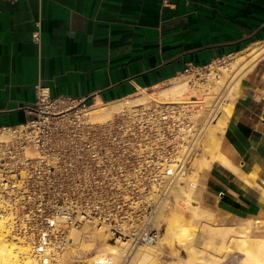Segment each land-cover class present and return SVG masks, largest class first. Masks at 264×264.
Wrapping results in <instances>:
<instances>
[{
  "label": "crops",
  "instance_id": "0c3cea01",
  "mask_svg": "<svg viewBox=\"0 0 264 264\" xmlns=\"http://www.w3.org/2000/svg\"><path fill=\"white\" fill-rule=\"evenodd\" d=\"M262 41L264 0H0V128L26 122L41 93L121 101ZM238 79L222 161L199 175L197 193L215 224L258 221L252 233L264 239V52Z\"/></svg>",
  "mask_w": 264,
  "mask_h": 264
},
{
  "label": "built area",
  "instance_id": "2783aa9c",
  "mask_svg": "<svg viewBox=\"0 0 264 264\" xmlns=\"http://www.w3.org/2000/svg\"><path fill=\"white\" fill-rule=\"evenodd\" d=\"M32 38L37 42L39 31ZM183 74L198 82L210 76L208 70L193 67ZM46 102L55 104L41 93L26 122L0 128V213L9 217L13 235L32 247L40 264H52L66 242V231L81 228L87 220L131 249L156 244L157 212L200 152L203 126H196L189 112L176 105H134L127 128L122 113L100 125L76 112L43 111L40 104ZM74 105L84 108L86 103ZM218 114L214 106L205 123ZM176 146L182 151L163 170ZM153 180L157 196L140 206L139 229L130 231L126 212L136 210L132 203L143 200L141 190L146 195Z\"/></svg>",
  "mask_w": 264,
  "mask_h": 264
},
{
  "label": "bare ground",
  "instance_id": "6f19581e",
  "mask_svg": "<svg viewBox=\"0 0 264 264\" xmlns=\"http://www.w3.org/2000/svg\"><path fill=\"white\" fill-rule=\"evenodd\" d=\"M263 52L264 41L248 46L242 52L210 65L208 69L211 70V78L208 76L205 82H197L198 85L195 88H190L186 77L181 76L150 93L140 90L134 96L121 101L89 105L77 110L78 114L80 112L89 121L106 125L117 112L125 113L129 120L134 116L131 107L136 104L149 106L150 103H154L158 107L176 105L180 106L184 112H189L196 126H203L200 152L192 160L191 167L185 176L172 186L168 197L157 212V227L160 224L164 225L162 238H159L154 245L136 247L129 255L128 264H160L159 255L166 249L173 257L168 264H182L177 258V248L186 252L187 259L184 264H229L230 258L234 259L232 264H264V239L252 233L253 229L259 227L260 222L244 221L236 225L225 223L214 225L209 220H202L205 209L201 206L203 196L197 193L196 181L197 176L210 166V162L222 161L218 154L219 140L231 114L238 89L237 74L248 64L252 65ZM214 106L218 109V116L212 123H205L207 114ZM181 151L180 146L174 148L171 161L165 159L162 163L163 170L177 159ZM157 192L156 180L150 182L146 195L141 190L143 200L136 204L132 203L136 210L126 212L125 215L130 231L139 229L140 206L146 201L155 200ZM130 201L132 202L131 199ZM186 218L196 227L198 226L194 234L192 230H185ZM83 234L89 235L90 243L83 239ZM192 236L194 237L190 240L189 237L192 238ZM66 237V242L61 251L57 252L52 264H69V259L75 252H88L92 241L99 243L98 251L96 255L92 254L85 264H120L126 258L130 247L126 241L109 243V237L104 228L93 220H87L81 229L69 228L66 231ZM0 264H40L34 256L32 247L23 239L13 235L9 217L1 213Z\"/></svg>",
  "mask_w": 264,
  "mask_h": 264
},
{
  "label": "rangeland",
  "instance_id": "374dc122",
  "mask_svg": "<svg viewBox=\"0 0 264 264\" xmlns=\"http://www.w3.org/2000/svg\"><path fill=\"white\" fill-rule=\"evenodd\" d=\"M249 65L250 64H248L247 66H245L243 69H240L239 70V72H238V74H237V77H240V76H242V74L246 71V69H247V67H249ZM237 69V68H236ZM208 71H209V73L211 74V70L210 69H208ZM185 77H186V80H187V84H188V86L190 87V88H193V87H191L190 85L191 84H194V88L198 85V84H196L198 81L197 80H194L193 81V77L192 76H186L185 75ZM208 78H211V76L210 77H208ZM206 79H207V77H205V79H204V81L203 82H205L206 81ZM234 81H237V80H234ZM196 82V83H195ZM188 90H189V88H188ZM90 104H86V106H89ZM136 105H138V104H136ZM85 106V107H86ZM133 106V105H132ZM79 108H83V106H75L74 104H70V103H61V102H55V104H48L47 102L46 103H41L40 104V109L41 110H48V111H50V112H59V111H64V112H66V113H74V112H76V113H78V109ZM131 109H132V107H131ZM119 113H122V114H124L125 115V113H123V112H117V113H115L113 116H112V118L111 119H109L108 120V123L107 124H109V122H112L114 119H116L117 117H119L120 116V114ZM79 114H81L80 112H79ZM82 115V114H81ZM88 120V119H87ZM126 120H127V123H126V125H127V128H129L130 127V124H129V120H128V117L126 118ZM91 123H95L96 124V122H92V121H90ZM98 124V123H97ZM106 124V125H107ZM150 146V145H149ZM191 167V166H190ZM199 175L197 176V186L198 185H200L199 184ZM144 206V205H143ZM144 210V208L142 207V211ZM202 220H204V221H210L212 224H214V225H217V224H215V222H214V218H213V216L211 215V214H209L208 213V211H207V209H205V211L203 212V217H202ZM184 223H185V230L186 231H188V230H192V234H194L195 233V231L197 230V228H198V226L196 227V225L195 224H193V222L191 221V220H189L188 218H186L185 219V221H184ZM158 228H160V239L162 238V234H163V232H164V225L163 224H160L159 226H158ZM79 229H81V228H79ZM105 231H106V229H104ZM106 233L108 234V237H109V243H112V244H114L116 241H123V240H117L116 238H112L111 237V235L106 231ZM193 237L194 236H192V238L191 237H189V239L191 240V239H193ZM83 239L85 240V241H87L88 243H90V237H89V235L88 234H83ZM191 242V241H190ZM98 244L99 243H97V242H91V248L89 249V253L88 252H82V251H77V253L75 252V254L73 255V257H71V259H69L70 260V263L69 264H85V261H87L90 257H92V254H93V256L94 255H96L97 254V251H98ZM128 244V243H127ZM139 246H142V245H139ZM138 247V246H137ZM136 248V247H135ZM135 248H128V250H127V255H126V258H124V260L123 261H121L120 262V264H128V262H127V260L129 259V255L134 251V249ZM84 253H87V255L85 254L84 255ZM177 254H178V260H180V262L182 263V264H184V262L186 261V259H187V255H186V252H185V250H183V249H181V248H177ZM173 260V257H171L170 255H169V252H168V250L166 249L163 253H161L160 255H159V262H160V264H168V263H170L171 261ZM233 261H234V259H232V258H230L229 259V264H232L233 263Z\"/></svg>",
  "mask_w": 264,
  "mask_h": 264
}]
</instances>
